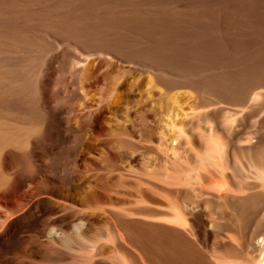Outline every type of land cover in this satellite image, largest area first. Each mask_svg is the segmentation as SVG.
I'll return each mask as SVG.
<instances>
[{"label":"bare ground","instance_id":"obj_1","mask_svg":"<svg viewBox=\"0 0 264 264\" xmlns=\"http://www.w3.org/2000/svg\"><path fill=\"white\" fill-rule=\"evenodd\" d=\"M26 26H29V24ZM38 26L39 24H37V28H39ZM203 28L205 29V27ZM201 31L199 32L202 34ZM32 33L29 34L33 35L34 33ZM203 33L199 39V41L201 40L199 44L202 48V55L205 54V58L210 59L206 56L207 51L208 53L210 51L211 58H214L212 62H207V59L204 60L203 58L200 63L198 62L196 70L198 86L193 87V84L191 85L192 82L189 83L187 80L189 76L182 73V75L175 74L178 78L173 79L175 82L172 83V81L170 84L168 81H164L162 78L164 76L161 77V74L157 72L159 69L154 68L156 65L148 68L147 73L142 71L144 74H148L147 77L150 78L149 82L152 83V86L154 84L155 87H161L160 89L166 92H172L179 88H189L193 91V95L191 100L188 101L190 107L187 111L183 109V105L179 102H175L173 105L166 103L168 118L165 117L167 122L163 119L164 123L162 122L161 124L157 120L156 115L154 116L150 113L151 101L155 100L154 97L152 99L150 96L152 94V92L150 93L151 87H146L142 82L140 83L145 86V89L141 87L142 95L140 96L145 98L142 101L143 105H141L143 107L141 106V108L150 119L154 120L152 140L156 143L155 148L157 151L165 159L166 176L164 177L167 178L164 179L161 176L160 180L162 178L163 182H166V184L168 182L169 187L166 192L159 191V189L147 197L150 198L147 203L150 208L148 234L139 236L133 242V247L130 248V252L127 255L129 256L128 260L132 264H217L221 263L223 257L230 255L228 252L233 249L229 248L230 239L226 231L220 227L214 213L207 207L208 202L203 199V196L200 200H195L192 196V190L200 194L203 191L204 184H206L203 176L200 175L202 172L194 170L195 168L191 166L192 173H185L187 166L196 162L198 153L204 148L205 143L213 140H217L221 144V148L217 151L221 158L218 162H216L218 157L216 161L212 160L214 157L211 160L207 159V165L214 168L215 166H220L218 171L222 168V172L220 171L221 175L219 172L216 175L219 174L222 180L226 182L228 189L231 191L228 192L232 193V205L234 207L253 210L250 218L247 217L250 219L248 230L237 239V244L234 248L239 254V258L236 259L235 256L227 257L228 260H225L224 264H264V234L257 230L264 225V201L260 203V206H255L254 201L257 200V197L253 194L251 196L247 195L250 188H246L247 185L245 186L249 182V177H253L250 176L252 175V168L262 166L263 162L258 157H253L257 148L251 140L254 136L256 138L264 131V106L262 108L261 105L257 104L261 84L264 82L259 84L256 78L253 79V77L244 75L242 72L247 71L249 67L243 61L236 63L235 60L234 62L233 59L236 58H234V54L232 59V55L230 56L226 52L221 53L217 49V46H220L216 44L219 39L213 34L214 32L212 34L217 39L215 40L216 43L211 40V42L208 41L210 37L207 31H203ZM36 34L33 36L35 37ZM189 36L188 38L190 39L191 36ZM224 36L227 37V35ZM223 42V46L226 45L227 48L230 46L229 41ZM225 48H222V50H227ZM80 50L82 49L80 48ZM64 51L63 49L51 56L43 64L42 73L40 74L39 88L42 96L40 97L45 108L48 109V113H50V119L44 125L41 124L40 128L42 127V129L39 132L17 129L11 133L10 137L7 136L9 134L6 135V133L0 132V170L2 171L1 174L4 177H8L9 181L5 189L0 186L1 197L8 200L0 208V264H72L71 261H75V264H109L107 260H110V258L107 259L104 248L100 247V245L102 246L104 241H109L106 240V237H109L108 222L111 219V212L108 208L117 205L122 194L119 189L109 184V181L114 179L116 175L114 173H109V175L106 173L103 158L108 153L114 159L119 158V160H115V163L116 161L121 162L125 165V168L138 167L140 161H142L139 154L124 152V155H119L116 153L117 150L116 152L114 151L118 143H116L117 138L115 137L119 134L128 135L130 138L140 137V131L137 130L136 124L138 114L134 107L137 106V94L140 91L136 93L137 89L135 86L139 88L141 85L133 83L135 84L134 86L131 84L126 78V74H124L125 77H119L120 80L114 81V79H118V76L114 77L113 75L115 74H112V71L117 73L120 70H115L118 69L116 68V63L111 61L110 58L101 56L93 57L94 60H92V58L83 59L82 57H77V61L83 63L78 67L76 66V71L73 70L78 74L76 75L78 78L72 76L76 79L69 81L68 87L78 89L74 97L76 96L77 102L80 103L79 108L73 110L70 108L73 106L72 104L71 106L69 104V107L56 106L57 103L52 89L55 85L54 76L58 70L57 68H59L57 65ZM11 53L13 54V52ZM110 55L116 58L113 53ZM25 57L24 55H14L11 59L24 60ZM217 57L223 60L217 59ZM27 59L30 58H26V61ZM2 61L4 63L5 60ZM13 67L16 69L15 66ZM258 70L257 72H259ZM144 71L146 72V70ZM18 72L16 74H19ZM129 72H131V68ZM248 72L251 73L250 70ZM119 73H121L119 75H122V72ZM222 73L231 74L230 77H232L236 94L240 89H245V86L248 88L247 85L252 87V91L244 99H237L233 102H227V104L218 96L220 93L219 78ZM253 73L255 75L256 71ZM61 75L60 72L59 77ZM4 76L6 75L4 74ZM15 76L14 78L17 77ZM256 77H259V75ZM7 78L9 79V77ZM22 78L24 79V77ZM95 79L98 81L93 85ZM140 80H144V78L142 77ZM102 85L105 88H102ZM14 86L12 85V88ZM94 88H96L94 92H98V96L91 97ZM208 90L211 92L210 94H208ZM246 91L248 90L246 89ZM246 91H244V94ZM156 95L164 102L162 92H156ZM69 97L72 99L73 95ZM15 98H13L14 102L15 100L18 101L19 97L18 99ZM27 99L29 98L27 97ZM6 100L5 98V102H7ZM185 105L187 104L185 103ZM10 106H12V103H10ZM29 108L32 107L30 106ZM72 114L74 115L72 116ZM194 120L197 126L192 124ZM89 121H92V123L89 124ZM0 128L2 127L0 126ZM118 146L120 148V144ZM214 146L216 147V144ZM211 149L213 151L215 148L212 147ZM203 157L201 156V159ZM123 159L125 161H121ZM153 161V165L151 163L147 167L150 169L141 167L146 177L151 176L149 174L153 172L152 167L156 166L155 160ZM20 167L29 168V171H20ZM205 167L207 168V166ZM198 168L200 169V166ZM259 176L260 174L257 178ZM3 180L5 181V179ZM148 183L150 184V181H147L146 184ZM250 186L252 189L253 186ZM261 186L263 188L264 185L262 184ZM143 188L146 190L149 187ZM205 188L207 189V187ZM141 191L143 190L141 189ZM222 192L225 193L223 190ZM222 192L220 191V193ZM258 194L260 193L257 192ZM229 198L231 199L230 196ZM261 198L263 200V196ZM87 209L100 213L98 216L95 214L90 215ZM256 226L258 228L255 230L254 227ZM128 227L130 228V226ZM24 244L32 251H25V256L20 257L17 252ZM124 262L121 264H126Z\"/></svg>","mask_w":264,"mask_h":264},{"label":"rangeland","instance_id":"obj_2","mask_svg":"<svg viewBox=\"0 0 264 264\" xmlns=\"http://www.w3.org/2000/svg\"><path fill=\"white\" fill-rule=\"evenodd\" d=\"M35 23L39 24V28H37V24ZM28 24L29 26H26ZM25 26L26 28L28 27L27 30ZM32 26H34V29L32 28ZM203 27H205V29ZM211 28L214 29L212 30ZM199 31H201L202 34H204L203 31L208 32V36L210 37H208L209 42H215V40L219 39L217 40V43H215L217 45L219 44L221 48H219L220 46H217V49H219L221 53L226 52L230 56L232 55V59L235 55L234 58H236L233 59L234 62L235 60L236 63H241V61H243V63H245L250 68H248L247 71L242 72L244 75L251 78L253 77V79L256 78L259 84L264 82V0H0V93H2L0 94V126L2 127L0 128V132L6 133V135L9 134L7 135L8 137H10L12 135L11 133H13L17 129H22L25 131L35 130L39 132L42 129V127L40 128V126L44 125L50 119V113H48L49 111L45 108L43 100L41 98V90L39 88L40 74L42 73L41 70L43 64H45L51 56L63 49L65 51L63 52L62 56H60L62 58L59 59V64L57 65L59 68H57L58 70L56 71V74L54 76L55 85L52 89L57 103L56 106L60 105L62 107H69V104L70 106L72 104L73 106L70 108H72L73 110L79 108L80 103L77 102V99L75 98L76 96L74 97V95L77 94L78 89L68 87L69 81H73L78 78V76H76L78 74L74 72L76 71L75 68L83 63L77 61V57H82L83 59L92 58V60H94L93 57L96 58L103 56L104 58H110V60L113 62L115 61L114 63H116L117 66L116 68H118L115 70H120L119 72H122V75H119L121 73L112 71V74H115L113 75L114 77L118 76V79H114V81L120 80L119 77H125L124 74H126V78L131 84L135 83L136 85H138L142 82V84H144L146 87H151L150 93L152 92V94H150V96L151 98L154 97L155 100H152L154 98L150 99L152 100L150 113L154 116L156 115L157 120H159L161 124L162 122L164 123L163 119L165 120V117L168 118L166 103L169 105H173L175 102H179L181 105H183V109L187 111L190 107L188 101L191 100L193 91H191L189 88H179L172 92H166L163 89H160L161 87L157 88L154 86V84L152 86V83L149 82L150 78L147 77L148 74L144 73H147L148 68H150L151 66L154 67L156 65L154 68L157 70L159 69L160 72H163L160 73L159 71H157L159 74H161V77L164 76L162 77L164 81L166 80V82L168 81V83H170L173 81V79L178 78L176 75L186 74L189 76V78L187 79L188 82H192L191 85L193 84V87L198 86L196 78L197 66L203 59H207V57L205 58V54L202 55L203 52H201L202 48L199 44L201 40L199 41V39L202 37V34ZM32 32L34 34L37 33V36L35 35L34 37V34ZM29 33H32L33 35ZM39 33L42 34L40 35ZM212 33L215 34L217 39ZM187 35H190L191 38L189 39ZM224 35H227V37ZM225 37L228 39H226ZM213 38L214 40H212ZM223 41H229V49L226 47V45L223 46ZM225 47L227 48V50H222V48ZM80 48L82 50H80ZM8 49L10 50L9 52ZM32 50L35 51L33 52ZM71 51L73 52L71 53ZM11 52H13V54ZM112 53L113 55H116V58L110 55ZM14 55H24L26 57L24 60H17L14 58L11 59V57ZM206 56L210 58L206 61L212 62L214 57L211 58L210 51L209 53L207 51ZM26 58L30 59H27L26 61ZM187 59L190 60V62H188ZM217 59H220V57H217ZM217 59L215 58V60ZM2 60H5L4 63ZM36 60L39 62H37ZM220 60L223 59L221 58ZM144 61H146V64L144 63ZM257 61L260 65L256 63ZM192 63L195 64H193V66L196 69L192 66ZM255 63L256 65L258 64L257 67ZM9 64L12 65L9 66ZM251 64L255 66L253 67ZM13 66H15V68L16 66H18V68H26H19V70L18 68L14 69ZM34 67L36 68L34 69ZM130 68L131 72H129ZM4 70L8 71L6 72ZM23 70H26L28 72H23ZM63 70H65V73L62 72ZM144 70H146V72ZM249 70L252 74L248 72ZM257 70L259 72H257ZM255 71L256 73L255 75H253V72ZM17 72L19 74H16ZM60 72L62 75L59 77ZM4 74L6 76H4ZM227 74L229 73H222L220 75V93L218 96L222 98V100H224L226 103L233 102L237 99H244L245 96L252 91V87H249L247 85L248 88H246L245 86V89H240V91L236 94L235 89L233 88L234 84L232 82V77H230L231 74ZM257 75H259L260 80L259 77H256ZM14 76L19 79L17 80L16 78H14ZM72 76L76 78L74 79V77ZM7 77H9V79ZM22 77H24V79ZM142 77L144 78V80H140ZM97 81L98 80L95 79L93 85H95ZM174 82L175 81H173L172 83ZM31 83H33L34 85ZM135 84L133 85L135 86ZM142 84H140L141 86H139V88L138 86H135L137 89L136 93H138L139 90L141 91V87L142 89H145V86ZM12 85L15 86L12 88ZM21 87L22 89H20ZM152 87L154 88V90ZM66 88L67 90H65ZM102 88H105V86L102 85ZM246 89L248 91H246ZM95 90L96 88L93 89L91 97L98 96V92H94ZM140 91V94H137L138 97L142 95V91ZM244 91H246L245 94ZM156 92L163 93L164 102L158 98L159 96L156 95ZM165 92L166 94H164ZM210 93L211 92H209L208 94ZM71 94L73 95L72 99H75L76 101H72V99L69 97L72 96ZM153 94L155 95L152 96ZM2 95L4 96V98ZM27 97L29 99H27ZM138 97L136 103L137 106L134 107V109L138 114L136 124L137 130L140 131V137L130 138V136L128 135L119 134L117 137H115L117 138L116 143H118L114 151L116 152L117 150L116 153L119 155H124L127 152L139 154L142 158V161H140V165H138V167L134 166L132 168H125V165L121 162L116 161L115 163V160H119V158L114 159L108 153L105 154L103 158L104 165L106 167V173L108 175L109 173H114L116 175L114 179H111L112 181H109V184L119 189L122 194L120 202L117 205L110 206L108 208V210H110L111 212V219L110 222H108V229L110 231L108 230L109 237H106V240L109 241H104L103 245H100V247L104 248L107 259L110 258V260H107L109 264H121L124 261L126 262V264H132V262L128 260L129 256L127 255L130 252V248L133 247V242L136 241L139 236L148 234L150 208L147 203L149 202L150 198L147 197L153 194V192H157L159 189V191L166 192L169 187L168 182L166 184V182L162 181V178L160 180L161 176L164 179L167 177H164L166 176L164 168L165 159H163V156L157 151V149L155 148L156 143L152 140V134L154 132V120L150 119L147 116L146 112L141 108V106L143 105L142 101L145 100V98H143L142 96H140L139 98ZM5 98L7 99V102H5ZM13 98L18 99V101L15 100L14 102ZM140 98L143 99L141 100ZM257 100V104L259 106H264V83L261 84V90ZM5 103L6 105H8L6 106ZM10 103H12V106H10ZM185 103L187 105H185ZM162 105L163 107H161ZM30 106L32 108H29ZM73 115L74 114H72V116ZM167 118L165 122H167ZM88 123L91 124L92 121H89ZM192 124L197 126L195 120ZM253 138L251 141L257 148V151L253 157H258L263 162L262 166H258L256 168L254 167L255 169L252 168V175L250 176L253 177H249V182H247L245 186L247 185L246 188H250L249 192L246 191L248 192L247 195L251 196L253 194L257 197V200L259 199L258 201H254L255 206H260V203L264 201V186L263 188L261 186L262 184L264 185V131L258 137L256 136L257 139ZM119 144L120 148H118ZM205 144L206 145H204V148L201 150V152L198 153V157L196 158L195 162L196 164L193 163L195 166L193 164L188 165L185 173H192L193 170L191 169V166L195 168L194 170H200V173L202 172V174L200 175L203 176L204 182L206 184H204L203 191L200 194L195 193V191L192 190V196L195 200H200V198H202L203 196V199L208 202L207 207H209L211 212L214 213V216L218 221L220 227L226 231V234L230 239L229 248L233 249L228 252V254L230 255H228L227 257L235 256L236 259H238L239 254L234 248L237 244V239L241 235H244L248 230L250 223V219L248 218H250L253 210H247L246 208L237 209L232 205V193H229L231 191L228 189L226 182H224L220 176L222 168L218 171V169H220V166H215L214 168L210 165H207V159L211 160V158L214 157V159L212 160L216 161V158L218 157L216 161L218 162V160L221 158L219 152H217L218 149L221 148V144L217 140L206 142ZM213 144H216V147ZM211 146L215 148L213 149V151H211ZM201 156H204L202 158L203 160L201 159ZM153 160H155L156 166L152 167L153 172L149 174L151 176L146 177V174L141 170V167L150 169L147 167L151 163L153 165ZM121 161H125V159ZM147 161L152 162L148 163ZM201 162L203 168L201 166ZM198 166H200V169L198 168ZM205 166H207V168ZM20 168V171H29V168ZM218 172L220 173V175H216ZM1 173L2 171L0 170V175L3 176V174ZM259 174L260 176L257 178ZM3 177L0 178V186L2 189H5V186L7 187L9 181L7 179L8 177ZM3 179H5V181ZM147 181H150V184H146ZM1 182L4 184H2ZM249 184L253 186L252 189ZM147 186L149 188H146ZM143 187H145L146 190H144ZM205 187H207V189ZM141 189L143 191H141ZM222 190L225 193H223ZM253 190L254 192H252ZM220 191L223 193V195L222 193H220ZM257 192L260 194L257 195ZM229 196L231 197V199L229 198ZM262 196L263 200H261ZM6 202H8V200L2 198L0 193V208ZM234 208L236 209L234 210ZM87 212L90 215L95 214L97 216L100 213L94 212L92 209H87ZM135 214L138 216H136ZM128 226H130V228ZM115 227L117 228L115 229ZM256 228H258V226L254 227L255 230ZM257 230L261 231L264 234V225ZM124 236L126 237L124 238ZM24 245L21 248L22 250L20 249L17 252V255L20 257L25 256V251H32L29 247H26V245ZM227 257H223L221 263L219 262L217 264H224L225 260H228ZM71 263L75 264V261H71Z\"/></svg>","mask_w":264,"mask_h":264}]
</instances>
